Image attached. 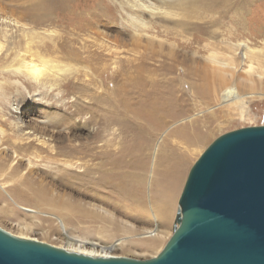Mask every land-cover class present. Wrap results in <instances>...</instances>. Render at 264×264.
<instances>
[{
  "label": "bare ground",
  "instance_id": "6f19581e",
  "mask_svg": "<svg viewBox=\"0 0 264 264\" xmlns=\"http://www.w3.org/2000/svg\"><path fill=\"white\" fill-rule=\"evenodd\" d=\"M156 1L146 0L140 3L138 8L152 18H172L174 14H180L177 9L183 10L184 17H187L189 12L186 9L198 6V3H202L205 11L210 13L220 11L219 7L222 6L228 13L234 4L236 18L234 23L237 24L242 18H246L244 15L255 0ZM136 3L135 5H138ZM141 16L137 27L146 28L148 21ZM180 16H183L182 13ZM0 19L9 24L20 23L9 16H1ZM248 24L247 26L240 24L231 30L234 31V38L242 33L252 34L254 42L240 38L235 39L236 41L225 38L207 43L201 35L188 39L185 46L190 48L197 43V48L185 53L183 63H187V66H182V72L176 75H174L176 68L171 63L149 62L158 55L157 51L147 53L140 51L137 52L140 53L139 56L129 60L120 57L116 66L121 69L120 78L116 79L118 85L112 91L118 98L101 93L98 94L100 96L95 104L91 102L85 104L84 101L83 105H79L77 99L64 102V97H57L58 99L53 102L43 96L50 93L48 89H52L53 84L46 85L44 80H37L35 85H32L34 82L26 83L40 91L26 95L28 96L26 99L22 98L23 100L14 105L12 117L2 119V122L10 127L8 126L9 130L0 127V152L5 153L6 157L10 155L12 160H6L5 155L0 156V185L4 186L0 193L12 194V198L37 207L41 213L63 218L70 224L84 223L83 228H87L88 236H73L71 244L59 245L69 251L96 257L117 256L107 251L108 248L101 242L107 235L108 238L123 236L129 240L137 238L146 246L158 244L162 233L165 232L159 227L168 226L177 207L174 230L180 209V199L179 207L177 199L183 185L188 151V148L182 147L181 144L185 143L187 147H192L202 142L206 136L205 130H202L203 126L218 118L222 112L202 117L198 115L193 117L189 114L187 117L188 107L184 108L182 105L183 109H176L184 102V97L176 96L178 86L183 80L199 99L207 104L217 101L228 102L227 99L230 100L232 97L240 98L246 90L254 91L255 95L263 94L264 90L259 93L256 89L264 86V24L258 25L259 28L255 30L250 23ZM231 30L229 32H232ZM236 30H241L242 33H237ZM6 31L0 30L5 38L8 34ZM209 33L211 37L219 35L215 30ZM232 34L233 32L229 36ZM1 39L0 52L4 48ZM258 41L261 44H258ZM77 42L75 38L58 42L63 48L64 58L80 59L84 62L97 59L103 64L108 61L104 50H90L87 42L76 47ZM58 44H47L43 47L44 51L25 49L24 54L17 55L14 71L25 73L26 76L39 75L42 66H45L48 74L55 76L59 65L56 59L48 56L59 50ZM218 48H222L223 51H219ZM202 51H207V54H201ZM174 59L178 60L176 54L173 61ZM115 76L118 78V75ZM185 78L194 81L191 84L185 81ZM91 79L77 82L72 79L60 84L55 78L54 82L60 88L64 87L68 94L74 91L91 94L93 87L90 85L94 82ZM106 104L108 109L104 108ZM42 106L60 108L62 112L43 110ZM38 108L41 110H36ZM78 116L79 118L86 116V123H97V120L101 123V128L91 135L92 138L81 144L72 143L69 135L76 127ZM187 118L183 125L178 127L176 125V128L170 132L167 130L168 134L164 135L166 127ZM111 125H117L119 128V135L123 139L120 145L115 144L118 137L116 133H113L116 134L114 138L104 141V132L108 131ZM56 138L64 139L60 146L52 144ZM174 138L179 141L175 142ZM15 158L19 159L15 162ZM37 158L47 161L50 167H40L37 164L39 159L35 160ZM23 162L27 165L26 172L22 168ZM51 166H55L54 169ZM36 173H41L52 182L60 183L72 190L78 189V185L93 190L94 194L89 193L94 201L91 204L92 208L66 198L65 195L57 194L43 178L35 176ZM118 215L123 218H119ZM103 221L107 224H102ZM19 236L38 240L24 234ZM130 246H113L111 250L129 249Z\"/></svg>",
  "mask_w": 264,
  "mask_h": 264
},
{
  "label": "rangeland",
  "instance_id": "374dc122",
  "mask_svg": "<svg viewBox=\"0 0 264 264\" xmlns=\"http://www.w3.org/2000/svg\"><path fill=\"white\" fill-rule=\"evenodd\" d=\"M135 1L0 0V17L9 16L20 22L19 24H9L0 19V30H7L6 32L8 33L7 38L3 37L0 33V39L2 38L1 41L4 43L3 51L0 52V127L9 130L8 126L10 127V125H5L2 119H9L12 117L14 105L18 101L23 100L22 98L26 99L29 95H33L40 91L26 83L32 84L34 82L32 85H35L37 80H44L46 85L53 84V88L50 90L48 89L50 93L43 95L49 101L52 100L54 102L56 101L55 99L64 97V102L77 99L79 105H83L84 101L87 102H85V104L90 102L95 104L96 99L100 96L98 94L101 93L107 94V96L111 98H118L112 91L118 85L116 84V79L120 78L119 72L121 69L116 68L119 64L117 61L120 57L123 60H129L139 56L140 53L137 52L140 51L145 53L157 51L158 55L149 62L156 64L171 63L176 68L174 74L176 75L182 72V66H187V63H183L185 53L188 50L191 51L197 48V43L193 44L190 48L186 47L185 45L188 39L201 35L205 38V42L207 43L223 40L225 38L232 41L240 38L241 40L254 42L251 38L252 34H243L240 32L241 30H236L237 33L240 32L243 35L240 34L239 37L234 38V31L232 30H234V28L236 29L240 24L241 26L244 24L247 26L246 24L250 23L253 30L259 28L261 24H264V0H255L244 15L246 18L240 19L241 21L237 24L234 23L236 20L233 11L234 4L228 13L225 12L226 10L223 6L222 8L219 7V10L221 9L220 11L217 10L218 12L213 11L210 13L205 11L202 3H198L199 5L196 7L190 6L186 9L191 19L188 15L184 17L185 13L180 9L177 10H179L180 14L182 13L183 16L174 14L172 18H152L147 13H142L138 8L139 4L146 0ZM152 1L157 2L156 0ZM232 1L234 2V0ZM135 3L138 5H135ZM230 11L232 14H230ZM226 14L229 16L227 17ZM140 16L143 17L144 20L146 19V22L148 21L146 28L137 27ZM216 20L219 21L217 22ZM199 29L203 30L200 31ZM204 30L207 31L204 32ZM208 30L209 32L215 30L219 35L217 37H211ZM230 30L233 32L232 36H229L232 33L229 32ZM68 38H75L78 40V42L75 43L76 47H80L81 44L87 42L90 45V50H104L103 52L107 55L108 61L103 64L97 61V59L84 62L80 59L64 58L62 52L63 48L58 42ZM54 43L56 45L58 44L57 47L59 50L48 57L56 59L59 65V67L56 68L57 72L55 76L48 74L49 71L45 66H42L39 75L32 74L28 76L27 74L26 76L25 73L14 71L18 54H24L28 49H40L44 51L43 47L45 45H53ZM258 44L261 43L258 41ZM253 45L259 46L257 44ZM220 46L222 47V45ZM146 49L149 50L147 51ZM218 50L223 51L222 48H218ZM204 53L207 54V51H202L201 54ZM175 54L178 56V60L174 59L173 61ZM227 54L234 55L232 52H227ZM84 55L86 56L87 54ZM239 61H241V59H239ZM201 64L203 65L204 63L201 62ZM115 75H118V78ZM55 78L59 80L60 84H64L72 79L77 82L78 80L82 81L83 79L92 78L91 80L94 81L93 84L91 83L90 85V87H93L92 93L83 94L74 91L68 94L64 87L60 88L58 84H55ZM185 81L192 84L194 80L185 78ZM178 87L179 89L176 91V96L184 97V102L179 104L176 109L188 107L186 116L190 114L193 117L197 115L202 117L206 114L216 112L219 114L222 111L218 118L211 122L209 121V123L203 126L202 130H205L206 136L203 138L202 142L192 147H187L185 143L181 144L182 147L188 148V151L183 185L177 199V206L179 207L180 195L192 165L214 139L234 129L264 124V92L263 94L257 93L255 95V93H253L254 91L250 92V90H246L244 94L242 93L240 98L232 97L230 100L227 99L230 103L217 101L212 104H207L199 99L197 94L192 91L189 85L183 82V80ZM90 90H88V93ZM262 90H264V86L257 88L256 92ZM39 108L36 110L52 109L53 111H61L60 108L53 106H42L41 109ZM104 108L108 109V104H106ZM89 115L91 114L89 113ZM85 117L86 116H84V118L77 117L76 127L73 128L69 134L72 143L81 144V142L85 140H90L92 138L91 135L101 128V123H99L98 120L97 123H86ZM187 120L188 118L185 120H178L166 127L163 131L164 135L166 136L168 134V132L166 133L167 130L170 132L176 128V125L177 127L183 125ZM163 132L161 134H163ZM113 133L118 135L115 144L120 145L123 139L122 136L119 135L120 131L117 125H111L110 129L104 132V141L114 138L116 134ZM174 139L175 142L179 141L177 138ZM63 140L64 139L56 138L52 141V144L60 146ZM104 141H100V143H104ZM1 152L0 156L3 157L5 153ZM4 158H6V160H12L10 155L7 157L5 155ZM15 159L16 162L19 158ZM38 159L39 161H37ZM40 159L41 158L35 159L40 167H50L47 161H41ZM51 167L54 169L55 166ZM22 168L24 172L28 170L26 162H23ZM52 171L53 170H51V173ZM35 176L43 178L44 182L52 187L57 194L65 195L66 198L81 202L83 205L92 208L91 204H93L94 201L89 193L94 194L93 190L82 185H78V189L72 190L62 186L60 183L52 182L50 178L41 175V173H36ZM3 187V185H0V190L3 189ZM11 196L12 194H6V192L0 193V226L11 233L16 235L24 234L57 246L71 244L73 236L89 235L87 233L88 230H86L87 228H83L85 226L84 223L70 224L66 222L65 219L58 218V216H49L41 213L36 209L37 207H33V205L29 203L20 201L17 198H12ZM176 214L177 207L174 214H172L168 226L166 228L159 227V229L165 232L162 233L161 240L158 244L146 246L137 238H131L130 240L125 236L108 238V235L106 238L102 239L101 242L108 248L107 251L117 256H128L139 259L154 257L163 249L171 237ZM118 217L123 218L120 215H118ZM99 222L101 223V221ZM102 224L107 223L103 221ZM91 235L95 237L94 234ZM119 245L131 246L129 249L116 248L111 250L113 246Z\"/></svg>",
  "mask_w": 264,
  "mask_h": 264
},
{
  "label": "water",
  "instance_id": "95a60500",
  "mask_svg": "<svg viewBox=\"0 0 264 264\" xmlns=\"http://www.w3.org/2000/svg\"><path fill=\"white\" fill-rule=\"evenodd\" d=\"M0 264H264V124L225 132L207 146L156 256L96 257L0 226Z\"/></svg>",
  "mask_w": 264,
  "mask_h": 264
}]
</instances>
